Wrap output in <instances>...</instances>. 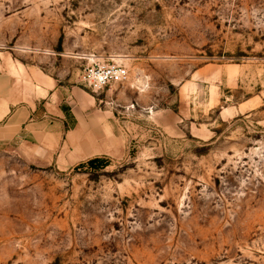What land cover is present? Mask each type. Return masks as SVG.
<instances>
[{"label": "rangeland", "instance_id": "obj_1", "mask_svg": "<svg viewBox=\"0 0 264 264\" xmlns=\"http://www.w3.org/2000/svg\"><path fill=\"white\" fill-rule=\"evenodd\" d=\"M0 71L116 126L70 167L0 144V264H264V0H0Z\"/></svg>", "mask_w": 264, "mask_h": 264}, {"label": "crops", "instance_id": "obj_2", "mask_svg": "<svg viewBox=\"0 0 264 264\" xmlns=\"http://www.w3.org/2000/svg\"><path fill=\"white\" fill-rule=\"evenodd\" d=\"M36 77L24 84L0 71V144L18 143L60 167L106 153L116 136L113 110L48 74Z\"/></svg>", "mask_w": 264, "mask_h": 264}, {"label": "built area", "instance_id": "obj_3", "mask_svg": "<svg viewBox=\"0 0 264 264\" xmlns=\"http://www.w3.org/2000/svg\"><path fill=\"white\" fill-rule=\"evenodd\" d=\"M128 75V69L121 64H98L88 66L84 70L82 79L93 92H100L111 84L124 82Z\"/></svg>", "mask_w": 264, "mask_h": 264}, {"label": "trees", "instance_id": "obj_4", "mask_svg": "<svg viewBox=\"0 0 264 264\" xmlns=\"http://www.w3.org/2000/svg\"><path fill=\"white\" fill-rule=\"evenodd\" d=\"M93 161H96V159H92V160L90 161V163L93 162Z\"/></svg>", "mask_w": 264, "mask_h": 264}]
</instances>
